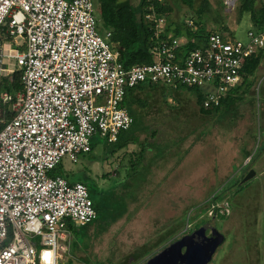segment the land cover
I'll return each mask as SVG.
<instances>
[{"label":"built area","instance_id":"2783aa9c","mask_svg":"<svg viewBox=\"0 0 264 264\" xmlns=\"http://www.w3.org/2000/svg\"><path fill=\"white\" fill-rule=\"evenodd\" d=\"M237 1L222 0L224 10ZM143 18L153 33L151 63L125 67L110 31H99L94 0H0V73L21 71L22 84L21 93L0 92L12 113L6 120L0 107V264L71 258L68 225L90 224L96 211L85 185L49 172L63 158L77 163L94 137L112 144L131 127L121 106L128 89L197 88L206 109L241 84L245 62L264 48V32L252 31L244 41L209 32L188 48L165 32L167 16L153 5ZM226 204H211L207 216L227 215Z\"/></svg>","mask_w":264,"mask_h":264},{"label":"rangeland","instance_id":"374dc122","mask_svg":"<svg viewBox=\"0 0 264 264\" xmlns=\"http://www.w3.org/2000/svg\"><path fill=\"white\" fill-rule=\"evenodd\" d=\"M132 3L136 9L139 0ZM215 7L218 8L212 3L211 18L215 16ZM94 8L97 16L98 0H94ZM189 15L190 11L181 6L174 10L170 20L186 23ZM212 20L207 22L206 31L214 30L234 40L244 41L251 28L248 14L239 16L236 8L230 12L223 10L220 21ZM221 26L227 31L220 30ZM183 38L181 34L179 39ZM262 68L263 62L250 79L254 82L245 99L228 112L221 110L213 116L196 118L192 115L197 112L195 97L182 91L178 95L180 103L166 98L167 105L135 108L136 120L122 134L121 141L149 138L148 144L142 140L134 145L135 149L126 152L128 146L115 150L113 143L96 136L91 141L92 150L77 163L63 158L59 171L70 176V180H90L94 184V199L102 200L98 219L90 223L96 225L89 230L87 225L74 228L75 248L66 264H78L84 259V264L118 263L143 244H152L168 230H177L171 241L204 225L224 237L209 264H264ZM3 76L0 73V78ZM174 105L176 108L169 109ZM152 131L156 134V143L165 149L162 158L167 160L159 161L157 166L151 165L153 157L148 146H153L149 136ZM141 147H145V155L152 163L133 165V153ZM245 152H249L248 158ZM250 160L253 162L249 163ZM240 166L242 169H238ZM251 169L254 177L241 183ZM236 173V178L228 180ZM224 182H237V188L241 189L236 193L232 192L234 189L228 190L217 203H227V215L209 217V200L212 194L222 191ZM168 242L160 244L142 262Z\"/></svg>","mask_w":264,"mask_h":264},{"label":"trees","instance_id":"16d2710c","mask_svg":"<svg viewBox=\"0 0 264 264\" xmlns=\"http://www.w3.org/2000/svg\"><path fill=\"white\" fill-rule=\"evenodd\" d=\"M212 3L215 6H218V8L215 7L216 11H214V18H211L213 10ZM148 4L153 5L155 10L159 14H165L167 16L168 23L165 28V32L172 33L174 38H179V36L183 34L184 39L187 41L186 46L188 48H193L197 46V44L192 43V40L194 38L200 41L204 37L206 38L209 32H215L214 30L206 31V24L211 19H214L212 20L214 22L218 20L220 21L222 17V12L224 10L222 0H163L161 3H158L156 0H149V2L148 0H139L138 7L136 9L133 7L132 0H98L97 18L99 27L101 28L100 32L102 33L103 31H110V43L113 45V48L118 52L119 61L125 67H129L134 64L151 63V56L148 54V48L152 43L153 33L151 26L147 22H145L143 18L145 7ZM181 6H184L185 8H187L188 11H190L188 20H190L192 24L196 26L197 30L193 31L191 27L183 21L176 24L170 20L171 14L174 12V10H177ZM235 8L239 16L243 13L248 14L249 21L251 24V28L249 31H252L255 34H260L264 32V2L262 0H238L235 5ZM220 30L225 32L227 31V28L225 26H221ZM262 58L263 48L258 50V52L253 54L251 57H249L245 62L244 66L242 67V70L240 71L242 75L241 84L231 90L225 96V98L219 101L217 105L211 104L206 109L202 106L204 95L200 89L186 88L182 86L177 88H169L159 84H139L133 88L128 89L125 93L121 106L125 108L128 114L131 116L133 125L134 121L136 120L135 118L137 117L136 107L146 109L154 107L157 108L156 105L158 103L167 105L165 104L166 98H170L177 104L180 103L178 95L182 91H185L192 93L195 97L197 112L192 115L196 118L213 116L221 110H226L228 112L234 107V105L244 100L245 93L249 90L252 83L251 81H248V78L252 77L257 71ZM241 87H244L245 92L237 94V90ZM0 92H6L10 95L21 93V71L15 70L10 76H3L2 78H0ZM0 107L3 112L4 118L8 120L12 116V113L8 111V105L2 104L0 102ZM174 108H176V105L172 107L169 106V109L171 110H173ZM123 133L124 132L119 133L116 142L113 143L115 146V150L126 148L130 144L136 145V143L141 142L138 139H125L124 141H121ZM149 136L152 139L151 143L153 145L152 147L151 144L148 145L151 148L150 153L153 157V163L152 161H148V158H145L146 149L145 147H141L138 148L137 153H133L134 157L131 160V163H133V165H147V163H152L151 165L154 166L159 164L158 162L160 160L158 159L157 155L162 157L161 152H163L165 149L161 148V146L156 143L157 140H154L156 137L155 132L152 131ZM148 139L149 138H143V141L147 142L148 144ZM249 155V152H245V158H248ZM252 162L253 160L249 161V163ZM58 166H56L52 171L49 172L50 176H61L69 183L80 182L85 185L88 190L89 198L92 202L93 208L96 211V219L94 220L96 221L100 212V204L102 203V200H100L99 198L94 199V184L86 178H78L76 181L73 179L70 180V176L61 173L59 171ZM226 182L224 186H222L223 189L220 193H214L212 195L211 199L209 200L210 205L221 202L224 199L223 196L226 192H228V190L232 191L234 189V191L232 192L236 193L241 189V187L237 188V182ZM94 225L96 224H87V226H84H86V229L88 228L89 230ZM68 227L69 230H71L73 236L74 228L70 225H68ZM103 228L106 229V225H104V223ZM104 231L105 230H103V232ZM176 231L177 230H168L166 233L160 235L159 238L152 244H143L142 246L135 249L128 257L124 258L118 263L98 262V264H142V260H145L147 256L151 255L152 251L158 249L160 244L167 243L168 241V243L170 244L172 240L170 241L169 239L175 234ZM74 245L75 244L72 242L71 252L73 251V248H75ZM85 260L86 259L82 261L83 264Z\"/></svg>","mask_w":264,"mask_h":264},{"label":"water","instance_id":"95a60500","mask_svg":"<svg viewBox=\"0 0 264 264\" xmlns=\"http://www.w3.org/2000/svg\"><path fill=\"white\" fill-rule=\"evenodd\" d=\"M254 175V170H249L241 183ZM223 241L214 228L204 225L171 242L142 264H208Z\"/></svg>","mask_w":264,"mask_h":264},{"label":"crops","instance_id":"0c3cea01","mask_svg":"<svg viewBox=\"0 0 264 264\" xmlns=\"http://www.w3.org/2000/svg\"><path fill=\"white\" fill-rule=\"evenodd\" d=\"M167 23H168V21H167ZM250 30V29H249ZM0 42H2V38H0ZM263 62V68L261 69V71L264 69V48H263V58H262V60H261V63ZM261 63H260V65H261ZM260 65H259V67H258V69L260 68ZM251 79V77H249L248 78V81H251L252 83L254 82V80L252 81V80H250ZM252 83H251V87L249 88V90L252 88ZM249 90L248 91H246V93H245V96H246V94H247V92H249ZM242 92H245L244 91V87L242 88H239L238 90H237V94H241ZM244 99H245V97H244ZM243 101V100H242ZM242 101H240V102H242ZM240 102H238L237 104H239ZM143 140V139H142ZM141 140V141H142ZM133 147H135L133 144H130V145H128V147H127V149H126V152H128V151H132L133 149H135V148H133ZM170 149H172V148H170ZM137 152H138V150H137ZM164 152V151H163ZM163 152H161V154H162V156H163ZM159 154V153H158ZM160 154V155H161ZM157 157H158V159L160 160V161H162V162H165V161H167L165 158H162V157H160V156H158L157 155ZM145 158L147 159V156L145 155ZM169 160V159H168ZM155 166H157V165H155ZM232 166L233 165H231V168H232ZM238 169H242V166H240ZM208 177H209V175H207ZM236 176H237V173L236 174H233V176H231V177H229L228 179H230V178H232V179H234V178H236ZM224 177V176H223ZM225 183V182H224ZM213 195V194H212Z\"/></svg>","mask_w":264,"mask_h":264},{"label":"flooded vegetation","instance_id":"af4514ba","mask_svg":"<svg viewBox=\"0 0 264 264\" xmlns=\"http://www.w3.org/2000/svg\"><path fill=\"white\" fill-rule=\"evenodd\" d=\"M213 218H215V217H213ZM192 232H193V231H190L188 234H190V233H192ZM182 236H183V235H182ZM180 237H181V236H180ZM180 237H179V238H180ZM179 238H178V239H179ZM176 240H177V239H176ZM173 241H175V239L172 240V242H173ZM210 262H211V261H210ZM210 262H209V263H210ZM209 263H208V264H209Z\"/></svg>","mask_w":264,"mask_h":264},{"label":"snow or ice","instance_id":"6c2138e0","mask_svg":"<svg viewBox=\"0 0 264 264\" xmlns=\"http://www.w3.org/2000/svg\"><path fill=\"white\" fill-rule=\"evenodd\" d=\"M44 256H45V258H47L49 256V254L48 253H44Z\"/></svg>","mask_w":264,"mask_h":264},{"label":"clouds","instance_id":"9594fccd","mask_svg":"<svg viewBox=\"0 0 264 264\" xmlns=\"http://www.w3.org/2000/svg\"><path fill=\"white\" fill-rule=\"evenodd\" d=\"M49 264H51V261L49 262Z\"/></svg>","mask_w":264,"mask_h":264}]
</instances>
